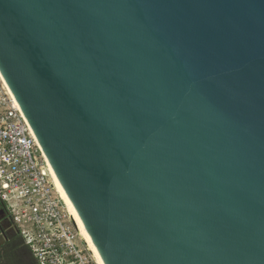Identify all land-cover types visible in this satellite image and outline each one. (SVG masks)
Here are the masks:
<instances>
[{
  "label": "water",
  "instance_id": "1",
  "mask_svg": "<svg viewBox=\"0 0 264 264\" xmlns=\"http://www.w3.org/2000/svg\"><path fill=\"white\" fill-rule=\"evenodd\" d=\"M0 77L103 264H264V0H0Z\"/></svg>",
  "mask_w": 264,
  "mask_h": 264
},
{
  "label": "built area",
  "instance_id": "2",
  "mask_svg": "<svg viewBox=\"0 0 264 264\" xmlns=\"http://www.w3.org/2000/svg\"><path fill=\"white\" fill-rule=\"evenodd\" d=\"M0 203L37 264H97L50 164L0 78Z\"/></svg>",
  "mask_w": 264,
  "mask_h": 264
},
{
  "label": "trees",
  "instance_id": "3",
  "mask_svg": "<svg viewBox=\"0 0 264 264\" xmlns=\"http://www.w3.org/2000/svg\"><path fill=\"white\" fill-rule=\"evenodd\" d=\"M0 264H37L10 220L0 222Z\"/></svg>",
  "mask_w": 264,
  "mask_h": 264
},
{
  "label": "bare ground",
  "instance_id": "4",
  "mask_svg": "<svg viewBox=\"0 0 264 264\" xmlns=\"http://www.w3.org/2000/svg\"><path fill=\"white\" fill-rule=\"evenodd\" d=\"M0 78H1V77H0ZM1 80H2V78H1ZM2 82H3V80H2ZM3 84H4V86L6 87V85H5L4 82H3ZM6 88H7V87H6ZM7 90H8V89H7ZM8 92H9V94L12 96V94L10 93L9 90H8ZM12 97H13V96H12ZM13 99H14V98H13ZM14 100H15V99H14ZM51 171H52V169H51ZM52 173H53V177H54V182H55L56 188H57V190H58V192H59L61 198L63 199L64 203L66 204L67 209H68L70 215H71V216L73 217V219L76 221L77 226H78V228H79V230H80V233H81L83 239H84L85 242L87 243V245H88L90 251L93 253V256H94V258H95L96 263H97V264H103V262H102V260H101V258H100V256H99V254H98V252H97L95 246L93 245V243H92V241H91V239H90L88 233H87L86 230H85V227H84L83 223L81 222V220H80L79 216L77 215L75 209L73 208L71 202H70L69 199L67 198V196H66L64 190L62 189V187H61V185H60V183H59L58 179L56 178V176H55V174H54L53 171H52Z\"/></svg>",
  "mask_w": 264,
  "mask_h": 264
},
{
  "label": "flooded vegetation",
  "instance_id": "5",
  "mask_svg": "<svg viewBox=\"0 0 264 264\" xmlns=\"http://www.w3.org/2000/svg\"><path fill=\"white\" fill-rule=\"evenodd\" d=\"M2 210V212H1ZM6 220H9L8 214L5 210V208L3 207V205L0 203V222L4 223Z\"/></svg>",
  "mask_w": 264,
  "mask_h": 264
}]
</instances>
